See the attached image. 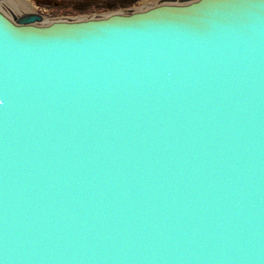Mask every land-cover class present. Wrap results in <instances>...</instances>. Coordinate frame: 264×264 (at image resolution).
Segmentation results:
<instances>
[{
	"label": "water",
	"instance_id": "obj_1",
	"mask_svg": "<svg viewBox=\"0 0 264 264\" xmlns=\"http://www.w3.org/2000/svg\"><path fill=\"white\" fill-rule=\"evenodd\" d=\"M13 15L0 264H264V0Z\"/></svg>",
	"mask_w": 264,
	"mask_h": 264
},
{
	"label": "rangeland",
	"instance_id": "obj_2",
	"mask_svg": "<svg viewBox=\"0 0 264 264\" xmlns=\"http://www.w3.org/2000/svg\"><path fill=\"white\" fill-rule=\"evenodd\" d=\"M39 13L54 18H70L81 15L104 14L112 11L131 8L143 0H26ZM17 0H0V9L5 13L19 14L15 3ZM108 15V14H106Z\"/></svg>",
	"mask_w": 264,
	"mask_h": 264
},
{
	"label": "bare ground",
	"instance_id": "obj_3",
	"mask_svg": "<svg viewBox=\"0 0 264 264\" xmlns=\"http://www.w3.org/2000/svg\"><path fill=\"white\" fill-rule=\"evenodd\" d=\"M18 2L15 3V5L19 6L20 9H18L19 14L17 16L25 15L29 18L30 21L35 23H50V22H61V21H73V20H80V19H86L91 18L95 16H103V15H111V14H122V13H129V12H135L140 11L145 8H149L152 6H155L157 4L162 3H172V2H180L184 0H143L140 5L134 6L131 8L126 9H120L116 11H112L109 13L104 14H95V15H81L76 17H70V18H52L47 15L39 13L34 7H32V4L29 3L26 0H17Z\"/></svg>",
	"mask_w": 264,
	"mask_h": 264
}]
</instances>
